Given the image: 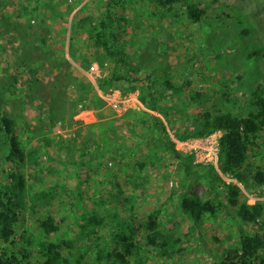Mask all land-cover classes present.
<instances>
[{
	"label": "rangeland",
	"instance_id": "1",
	"mask_svg": "<svg viewBox=\"0 0 264 264\" xmlns=\"http://www.w3.org/2000/svg\"><path fill=\"white\" fill-rule=\"evenodd\" d=\"M108 1L0 0V113L14 122L27 152H37L35 165L28 162L24 172L28 207L38 213H29L10 248L33 247L36 254L46 241L64 250L67 241L79 258V224L89 214L105 216L110 225L116 216L131 224L133 218L160 211L173 259L150 250L143 240L145 264H220L224 251L237 246L242 223L232 207L204 217L200 225L184 215L181 197L190 181L160 142L152 116L164 122L177 150L195 163L218 168L222 132L186 141L175 135L191 127L189 118L202 110L235 116L250 110L254 93L264 85V0H195L209 8L199 24L181 5L167 9L155 0H117L129 45L128 68L142 78L154 74L159 84L170 80L184 87L167 102L171 121L145 108L140 93L125 85L107 93L98 88V79L113 64L105 61L103 70L97 63L102 52L88 47L87 36L73 26L84 17L99 20ZM240 10L246 14L242 18ZM242 20L253 35L243 34ZM254 45L262 58L250 61ZM196 94L203 98L191 102ZM7 155L0 132V186L12 171ZM247 167L249 176L264 173V131ZM222 177L239 186L248 204L264 202V187L248 189L231 176ZM193 190L203 199L215 198L205 194L206 181L196 182ZM217 191L226 202L227 188L220 185ZM41 216L52 218L57 230L48 234L38 228ZM112 229L103 232L109 243ZM5 247L0 241V249ZM96 253L89 250L85 263L96 264Z\"/></svg>",
	"mask_w": 264,
	"mask_h": 264
},
{
	"label": "trees",
	"instance_id": "2",
	"mask_svg": "<svg viewBox=\"0 0 264 264\" xmlns=\"http://www.w3.org/2000/svg\"><path fill=\"white\" fill-rule=\"evenodd\" d=\"M163 8L181 5L185 9L187 18L195 24L208 15L209 8L195 0H155ZM122 3L117 0H109L99 20L92 17L79 19V23L73 26L86 35L87 46L102 52L99 55L98 65L105 70V61H110L113 68L103 71V76L98 79L97 86L107 93L121 85L127 86L132 92L140 93V101L145 108L160 113L167 121H171L172 115L166 111L167 102L173 96L181 95L184 87H178L170 80L159 84L154 74L142 78L134 68H128L130 52L128 42L121 32V20L117 10L122 8ZM240 17L246 14L240 10ZM258 9L254 8L256 14ZM244 25L243 34L253 35V31L245 20L240 21ZM253 52L249 60H260L262 52L258 46H253ZM72 58L79 61L73 51ZM203 96L196 94L190 97V101L201 100ZM154 129L161 132L162 142L167 153L177 160L184 170V176L190 181L187 191L181 197V209L185 216L196 225H200L204 217H217L222 211L232 207L236 211V219L242 223L240 237L235 248L224 251L220 264H264V202L255 205L242 200V190L238 185L227 184L223 176H231L248 189L252 186L264 187V173L260 170L257 174L249 176L247 161L250 151L257 146V141L264 131V85L259 86L253 95L251 108L245 116H235L232 113L219 111L212 113L210 110H202L201 113L189 118L191 127L184 133L176 134L179 141L195 138H204L217 132H222L219 140L218 168L213 165L195 163L193 156H187L176 148L164 122L156 116ZM0 132L8 150L7 161L12 165L9 181L0 186V241L6 247L1 248L0 264H87L86 258L92 248L96 253V264H145L143 251L144 240L150 250L160 249V255L173 259L170 242L162 235L160 211L153 212L147 219L133 218L132 223L122 222L116 216L110 224L113 227L114 238L111 243L104 238V231L110 227L107 218L98 213H92L82 219L78 233L80 250L79 258H76L72 246L66 241L65 247L50 241L38 246V252L32 253L30 249H12L14 237L27 219L29 213L37 214L36 207H28L27 189L28 179L24 172L27 163L37 158L36 150L28 151L24 147L16 131L14 122L6 113H0ZM157 140V139H156ZM252 178L253 182H250ZM206 181V195L215 194V198L207 199L199 197L193 190L196 182ZM227 188L226 202L219 199V186ZM38 228L52 234L57 230L52 218L40 217L37 221ZM248 227H257L255 232ZM21 241H25L24 238ZM183 251L175 254H182ZM143 255V257H142Z\"/></svg>",
	"mask_w": 264,
	"mask_h": 264
},
{
	"label": "built area",
	"instance_id": "3",
	"mask_svg": "<svg viewBox=\"0 0 264 264\" xmlns=\"http://www.w3.org/2000/svg\"><path fill=\"white\" fill-rule=\"evenodd\" d=\"M218 145H219V143H218Z\"/></svg>",
	"mask_w": 264,
	"mask_h": 264
}]
</instances>
